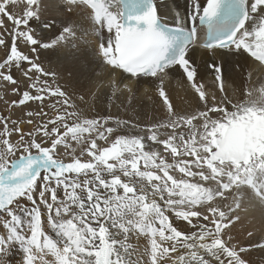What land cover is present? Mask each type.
I'll return each instance as SVG.
<instances>
[{
  "label": "snow or ice",
  "instance_id": "snow-or-ice-1",
  "mask_svg": "<svg viewBox=\"0 0 264 264\" xmlns=\"http://www.w3.org/2000/svg\"><path fill=\"white\" fill-rule=\"evenodd\" d=\"M103 6L101 23L109 35L106 44L101 39L98 55L119 76V79L115 76L109 81L113 93L127 89L131 94L133 84L138 87L141 83H150L158 90L168 113L165 120L147 128V138L173 153L178 151L174 142L179 140L185 147L190 146L197 158L201 149L198 141L201 139L204 140L202 148L206 153L216 151L213 136L223 147L220 132L213 130L227 124L229 120H235L240 113L230 112L222 104L209 103V100L216 101V93L206 92L203 83L198 81V70L189 51L195 47L204 49L205 54L210 53L212 63L207 67L214 72L215 82H219V92L223 94L222 64L217 62L218 59L224 60L233 54L242 56L247 52L255 59L264 61V0H206V3L188 0L187 18L183 15L184 6L179 0H173L172 4H164L163 0L160 3L157 0H103ZM161 8H167L168 11L162 12ZM4 11L7 13L5 17L14 27L10 33L11 51L7 59L0 63V69H11L15 64L17 70L32 81L30 87L35 89V94L23 92L22 98L18 102L13 101V104L23 105L33 100L43 102L46 94L61 98L57 103L66 107L55 119L43 125L40 142H37V133L41 129L37 128L31 133H21L20 138L11 143L7 137L13 131L21 130L19 127L10 129L7 118H0L4 124L3 131H0V137H3L0 144L4 146L0 150V225L5 233L0 234V264H9L6 257L14 245H18L23 253L21 264H131L126 260L131 245L126 241L128 232L133 229L148 241V249L144 253L147 264H158L163 258V251L159 255L153 252V239L163 249L164 241L172 238L168 251L174 250L178 241L173 237V232H178L183 240L191 238L207 241L201 247L208 257L194 254L188 264H211L213 259L217 264H237L234 257L247 249L237 250L225 243L231 237L222 234L224 228L228 227L223 223V215L220 219L212 220L215 231L208 224L192 223L198 217L186 218L185 212L173 206L171 197L176 195L175 188L166 189L169 196L166 208L153 205L141 211V216L152 215L154 219L145 220L138 226L124 222L121 209L128 210L136 202L138 192L141 193L140 200H144V197L142 188L138 190L134 185L122 181L117 173H122L124 177L135 175L140 180L153 178L141 173L135 162L125 160V153L150 161L156 158L158 151H145L143 136H120L109 147L98 148L96 140L107 141L106 133L110 135L115 130L109 126L113 118H88L82 111L78 114L77 106L70 102L65 91L42 81L40 76L48 73L35 60L19 52L16 46L17 39L30 45L38 44V39L34 38L32 29L28 27L29 21L36 17L29 14L21 20L7 6ZM59 39L57 37L51 44L43 43L41 47L49 49ZM0 43L4 45L5 41ZM31 51L38 52V49L32 48ZM21 62H27L31 67L25 71ZM172 68L186 77L187 84L198 96L202 108L189 114L174 112L165 90L168 70ZM0 77L13 85L17 83L10 74L0 72ZM125 80L127 83H124ZM32 115V112H28V116ZM70 117H76L71 125L67 123ZM198 120L202 121L200 127L193 123ZM12 123L15 125L17 121L13 120ZM114 123L119 128L127 122L115 119ZM49 124L53 125L51 130ZM61 126L63 133L59 131ZM182 127L189 129L187 134L176 131ZM161 129H171L172 134ZM84 133H96V138L91 139L90 148L87 149L90 161L81 162L74 157L71 163H65L57 157L58 145L67 148L69 136L79 143ZM26 136L31 139L26 140ZM161 136L166 139L161 140ZM49 143L50 146H46ZM18 151L20 154L17 156ZM181 171L186 173V169ZM58 189L63 190L62 199L58 197ZM118 189H122L123 194H119ZM129 194L132 200H129ZM183 195L180 192V196ZM37 196L38 201L35 198ZM26 202H30L31 207ZM41 205L47 212V222L56 239L50 238L42 228ZM167 212L174 213L177 219L185 221L192 229L199 228V231H181L178 226H173ZM203 220L207 221L208 216H204ZM157 222L159 227L156 226ZM114 228L123 234L120 241L115 240L110 231ZM161 233L164 234V240L158 239ZM258 246H264V242H259ZM48 256L53 259H46Z\"/></svg>",
  "mask_w": 264,
  "mask_h": 264
},
{
  "label": "bare ground",
  "instance_id": "bare-ground-1",
  "mask_svg": "<svg viewBox=\"0 0 264 264\" xmlns=\"http://www.w3.org/2000/svg\"><path fill=\"white\" fill-rule=\"evenodd\" d=\"M1 1H5V6H8L13 15L20 17L22 20L26 17L23 14L24 11L32 12L34 9L36 18L30 20L29 23L34 38L38 39V44L33 45L32 48H37L38 52H35L36 59L28 50L22 51V54L28 55L33 60L35 59L48 73L41 76L55 81L85 115H89V117L117 116L129 123L130 130H133L139 121L143 123L139 125L140 127L146 126L145 131L141 134V136L146 137L149 135L147 132L148 127L167 118L168 113L163 105L162 98L159 97L158 90H155L150 83H141L138 87L133 84L131 94L127 89H124L123 92L116 91L113 93L109 81L116 76V72L98 55V44H100L102 38L106 44L109 35L107 29L101 23L104 16L103 10L100 15L96 14L84 5L83 0H30V2L29 0H16L13 3H11V0ZM157 2L160 3V0H157ZM163 2L164 4H172L173 0H163ZM202 2L206 3V0H202ZM179 3L184 6L182 11L185 18H187L188 0H179ZM57 5H59L58 13H56L59 14L58 16L53 11V9H57ZM103 7L102 2L101 8L103 9ZM161 11L166 12L168 9L161 8ZM57 37L60 39L53 47L49 49L41 47L43 43L51 44ZM5 55L6 51L3 54L0 53V63H2ZM189 56L197 67V79L203 83L205 91L216 93V101L209 100L210 104H222L230 112L248 113V109L252 108L256 112L261 111V114L254 124L251 122L255 126L252 132L256 145V155L253 161L249 164L210 163L208 159H210L212 153H209L206 162L210 164L209 166H215V168H206L205 172H198L200 176H205L200 180L196 178L198 173L194 174L192 172L193 165H190V163L182 165L178 173L175 172V176L177 179H184L183 183L189 191L183 195L181 202L178 199L180 203L175 202L180 194L175 195L177 197L175 201L171 198L173 206L176 210L185 212L187 214L186 218L195 217V214L198 213L199 218L193 219L191 222L197 225L208 224L213 228V231H215V226L212 225V220L220 219L223 215V223L228 227L224 228L222 234L225 237H231L225 243L237 250L247 249L240 252L238 257H234L237 264H264V246H258L259 242H264V143L259 140V137L264 139V66L256 63L247 52L242 56L233 54L224 60L218 59L217 62L222 64V79L225 87L224 93L221 94L219 92V82H215L214 72L207 67L209 63H212L210 53L205 54V50L194 47L189 51ZM24 64L27 66L25 71L31 67L27 62H24ZM22 78L24 82L28 80L26 76ZM116 78L119 79V76L117 75ZM146 79L151 80L153 78ZM124 83H127V81L125 80ZM121 88H123V85H121ZM165 90L176 113L189 114L203 107L198 101V96L187 84L186 77L183 76L182 72H177L175 68L168 70ZM258 120L261 121L258 122ZM193 123L200 127L202 121H193ZM160 131H167L169 135L172 134L171 129H161ZM176 131H184L187 134L189 129L182 127ZM148 142L150 141L148 140ZM148 147V151L160 149L155 145ZM259 159H261L260 166L254 167ZM150 165L157 164L152 161ZM181 169H186V173L182 172ZM196 169L197 167L194 168V170ZM187 173L193 175L192 180L195 182V186L192 187L187 179L183 177ZM211 173L220 174L222 178L211 177ZM122 181L132 184L129 177L123 176ZM136 183H141L140 179H137ZM224 185L228 187L226 190L223 189ZM193 188L199 189L198 193L203 192V194L198 195V193L191 192ZM122 191V189H118L119 194H122ZM147 193L150 196L142 194L144 200L138 201L143 203V209L153 206L148 203L149 197L152 198L151 201L155 202L154 205H158L159 208L167 207L168 193H158V190L150 189ZM36 199L38 201L39 197L37 196ZM191 200L196 202L189 203ZM26 204L31 207L29 202H26ZM41 209L42 228L50 238L56 239L55 233L48 225L47 212L42 205ZM129 209L132 212L133 222L137 225V213L141 215L139 203L134 202ZM129 209H121L123 220L128 224L130 223L125 218V213ZM166 214L173 226H178L181 231H199V228L192 229L185 221L177 219L174 213L167 212ZM21 215L23 217V214ZM204 216H208L207 221L203 220ZM154 218L149 215V220ZM25 219L27 218L25 217ZM156 226L159 227L158 222ZM110 231H112L115 240L120 241L122 239L123 234L117 229H110ZM0 234H5L2 225H0ZM127 235L128 240L126 243L131 247L126 260L131 264H141V262L147 264V256L144 255L148 249L146 238L134 229L129 231ZM173 237L178 242L172 251H168V248L172 245V238L164 241L165 246L163 249H161V245L157 243L156 239L151 241L152 245H155L153 252L156 255L163 251V258L158 264H188L194 254L208 257V253L204 252L203 247H201L202 244H205L202 239L190 238L183 240L178 232H173ZM158 239L164 240V234L161 233ZM239 257H243V259ZM6 258L9 264H21L23 253L18 245H14ZM45 258L53 259L50 256ZM211 264H217V261L213 259Z\"/></svg>",
  "mask_w": 264,
  "mask_h": 264
},
{
  "label": "rangeland",
  "instance_id": "rangeland-1",
  "mask_svg": "<svg viewBox=\"0 0 264 264\" xmlns=\"http://www.w3.org/2000/svg\"><path fill=\"white\" fill-rule=\"evenodd\" d=\"M15 1L16 0H11V3L15 2ZM29 2H30V0H29ZM4 3H5V1L0 0V13L4 14L3 16L0 15V25L3 26V27H0V41H5L4 45L2 43H0V50H1L0 53L3 54L6 51V55L3 58L2 63L4 62L5 59H7V56L9 55V53L11 51L12 36L10 35V33L12 32V29L14 27L10 21L8 22L7 17H5V16H7V13L4 11V7H5ZM56 7H57V9L56 10L53 9V11L55 12V15L58 16L59 14H56V13H58L59 5H57ZM16 9H18V8H16ZM23 14L25 16H27L29 14L35 16L34 11H32V12L24 11ZM53 17L55 18V16H53ZM18 18H20V17H18ZM23 27L24 26L22 25L21 28H23ZM28 27L31 28L30 23H29ZM99 45L100 44H98V48H99ZM16 46H17V50L21 53L24 50L30 51L31 55L34 56V58L36 59V53L31 51L33 45L27 44L22 39H17ZM21 63H22V67L24 69L27 68V66H25L24 62H21ZM8 70H9V72H8ZM0 72H3L6 75H8V74L12 75L13 78L17 81V83L15 85H13L8 81L3 80L2 77H0V118H7L8 127L10 129H15V128L19 127V129L21 130L20 132L13 131L12 134L10 136H8L7 138L9 139V141L11 143H15L20 138L21 133H31V132H34L37 128H40L41 132L37 133V142H40V139H41L42 134H43V132H42L43 125L45 123H47L48 120L55 119L58 115H60L65 110L66 106L61 104V103H57V101L61 98L53 97V96L46 95V94L44 96L43 102L33 100V101L26 102L23 105H20L18 103L13 104V101L18 102L22 98L23 92H25V91H28L30 94H35V89L30 87L32 81H30L28 79L26 82H24V80L22 78V77H24V75L21 71L17 70V68L15 67V64H13L11 69H7V68L6 69H0ZM36 75H39V74H36ZM33 79H35V76H33ZM40 79L42 81H47V84L53 88L58 86L55 81L50 80L47 77L40 76ZM13 89H15V91H13ZM69 100L71 103H74L70 98H69ZM52 105H55V107H52ZM67 110L72 111V109H67ZM77 110H78V114L80 111H82L78 106H77ZM28 112H32L33 115L28 116ZM239 113L240 114L237 115L235 120H229L227 124L222 125V126H218V128L214 129L213 131L222 132V130L228 124H230L233 121H238V120L250 121L254 124L257 121L258 116L261 114V111L256 112L251 108V109H248V113H243V112H239ZM83 114L85 115L84 112H83ZM85 116H87L88 118L94 117V116L89 117V115H85ZM104 117H108V116H104ZM96 118H99V117H96ZM112 118H113V120L110 121L109 126L113 127L115 130L110 135L106 133V135H108L107 141L99 140V139L96 140L98 148L109 147L110 144L112 142H114L117 137H120V136L137 137V136H141L142 132L145 131L146 126L140 127L139 125L143 124V123H140L139 121H138V125H136L133 130H130L129 129V123L125 119L118 118L117 116H114ZM75 119H76V117H70L67 119V123L69 125H71ZM115 119H120V120L126 121L127 123L124 125H121L119 128H117L116 124L114 123ZM13 120L17 121V124L14 125L12 123ZM29 120H31L32 122L28 123ZM260 121L261 120H258V122H260ZM3 126H4L3 121L0 120V131H3ZM52 127H53V125H51V124L48 125L49 130H51ZM59 131H60V133H63L64 129L62 126L60 127ZM143 137H144L143 143L145 144V151H148L149 150L148 146H151V145H153V146L155 145V146L160 147L159 150L157 149L158 152L155 154L156 158L154 160L144 161L142 159H139L138 155H129L128 153H125V156H124L125 160L135 162L137 165H139V167H138L139 171L141 173H144L146 177L147 176L153 177L152 179L145 178L143 180H140L141 183H139V184L136 183V180L139 179L138 177H136L135 175H133L132 177H129V179L132 181L131 182L132 185H134L138 190L142 188V194H145V195L147 194V196H150V194L147 193L149 191V189L150 190H158V193L166 194V193H168V191L166 189L175 188L176 195H179L180 192H183V191H184L183 192L184 194L186 192H188L189 191L188 188L183 183L184 179H177L175 176L176 173H178V171L182 167V165H184L186 163H190V165H193L192 172L194 174H197L198 172L199 173L205 172L206 168H215V166H209L210 164H208L206 162V158L209 155V153H206L205 151H203V148H202V146L204 145L203 139L198 141L199 145L201 146V149L199 151V158H197L195 152L191 151V147L190 146L185 147V145L182 142H180L179 140L174 142L178 151L176 153H173L169 150H165L163 148L162 144H156V143L152 142L151 140H149L146 136H143ZM214 137L215 136H213L212 139H214ZM95 138H96V133H92V134L84 133L81 141L78 143L76 140L71 139V137L69 136L67 138V143L69 146L67 148H64L63 145H58L56 155H57V157L61 158L64 162L65 161H72V159L74 157L80 159L81 162L90 161L91 157L88 155L87 149L90 148L91 139H95ZM159 138L161 140L166 139V137H164V136L163 137L161 136ZM0 139H3V137H0ZM25 139L30 140L31 137L26 136ZM148 140L150 142H148ZM259 140H262L261 142L264 143V139L259 137ZM256 143H257V141H256ZM46 146H50V143ZM3 149H4V146L2 144H0V150H3ZM32 151L35 152L34 149ZM19 154H20V152L18 151L16 153V155L18 156ZM260 160L261 159L256 161L254 167L260 166V164H261ZM152 161H154L157 165H154V166L150 165ZM109 163H114V161H109ZM228 165H231V164H228ZM128 167H129V170L131 171L130 164ZM195 167H197L196 170H194ZM238 167H240V166H238ZM199 173L196 175L197 179L200 180V178L202 179L205 177L204 175L200 176ZM117 174H121L120 178L122 179V177H123L122 173L118 172ZM41 175H43V173ZM71 175H74V174H71ZM210 176L214 177L216 179L222 178V175L216 174V173H211ZM183 177L185 179H187V181L189 182V184L192 187L195 186V184H194L195 182L192 180L193 175L191 173L184 174ZM172 178H174L175 183H173ZM80 179L83 180V176H81ZM191 192L198 193L199 189L193 188V191H191ZM122 194H123V191H122ZM140 194L141 193L138 192V195L135 198V200H136L135 203H137V204L139 203L140 209L142 211L143 210V207H142L143 203L138 202V201H140V199H139ZM201 194H203V192L198 193V195H201ZM174 196H172L171 198L175 201V199L177 197L176 196L174 197ZM58 197L61 199L63 198V190L62 189H58ZM182 198H183V196L178 197L176 199L177 201H175V202L180 203L182 201L181 200ZM129 199L130 200L133 199L131 197V195H129ZM151 199L152 198L149 197L148 203L150 205H154L155 202L151 201ZM178 199H180L179 200L180 202L178 201ZM137 215H138V218H136L137 225L144 223L145 220H149V215L148 216H141L138 213H137ZM198 216H199L198 213L195 214V217H198ZM153 217L154 216H152V218ZM125 218H127V221L130 224H135L133 222V216H132V212L130 211V209L127 213H125ZM206 243H207V241H205V244ZM154 246L155 245H153V247ZM229 247L232 248L231 246H229Z\"/></svg>",
  "mask_w": 264,
  "mask_h": 264
},
{
  "label": "water",
  "instance_id": "water-1",
  "mask_svg": "<svg viewBox=\"0 0 264 264\" xmlns=\"http://www.w3.org/2000/svg\"><path fill=\"white\" fill-rule=\"evenodd\" d=\"M254 126L251 122L238 121L227 125L221 132L220 141L213 139L216 151L211 154L210 163L232 162L235 164L249 163L255 154Z\"/></svg>",
  "mask_w": 264,
  "mask_h": 264
}]
</instances>
